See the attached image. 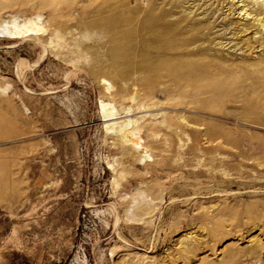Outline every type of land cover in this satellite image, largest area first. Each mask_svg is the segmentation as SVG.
<instances>
[{
    "label": "rangeland",
    "instance_id": "rangeland-1",
    "mask_svg": "<svg viewBox=\"0 0 264 264\" xmlns=\"http://www.w3.org/2000/svg\"><path fill=\"white\" fill-rule=\"evenodd\" d=\"M69 1L0 0V25L41 15L71 31H48L47 46L0 36V264H264V111L168 101L161 86L163 109L132 117L186 115L188 137L162 131V166L155 148L140 160L106 133L102 85L88 75L98 34L80 31L81 3ZM75 50L80 70L59 62ZM121 148L135 162L123 178L110 167Z\"/></svg>",
    "mask_w": 264,
    "mask_h": 264
},
{
    "label": "bare ground",
    "instance_id": "bare-ground-1",
    "mask_svg": "<svg viewBox=\"0 0 264 264\" xmlns=\"http://www.w3.org/2000/svg\"><path fill=\"white\" fill-rule=\"evenodd\" d=\"M78 1V28L98 34L96 46L90 47L96 52V61L89 66L88 75L102 85L100 107L106 133L125 149L129 144L140 150V160L151 157L150 147L163 158L166 148L162 144L166 143L157 140L162 131L170 130L181 139L188 137L190 124L181 122L186 115L164 114L160 120L158 113L132 117L137 111L163 109V99L156 98L161 86L160 95L168 101L196 97L220 103L236 99L248 114L264 111V0ZM41 17L2 20L0 36L16 42L34 37L47 46L48 31L52 41L71 33L60 17H55L51 25ZM58 30L63 34L59 35ZM257 48L263 53L253 57ZM60 55L62 66L79 67L78 51ZM121 153L123 165L117 170L113 164L110 167L123 178L135 162L127 150ZM163 160L155 161V165L162 166ZM135 176L140 175L135 171ZM144 214L139 210L133 216Z\"/></svg>",
    "mask_w": 264,
    "mask_h": 264
}]
</instances>
